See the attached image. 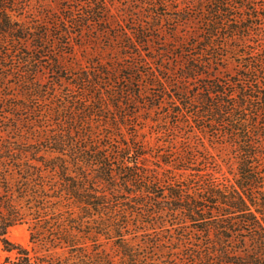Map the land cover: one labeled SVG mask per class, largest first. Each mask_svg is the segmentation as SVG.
<instances>
[{"label":"trees","instance_id":"16d2710c","mask_svg":"<svg viewBox=\"0 0 264 264\" xmlns=\"http://www.w3.org/2000/svg\"><path fill=\"white\" fill-rule=\"evenodd\" d=\"M261 10L0 0V239L15 263L264 264ZM87 41L102 51L63 61ZM18 225L35 248L9 237Z\"/></svg>","mask_w":264,"mask_h":264},{"label":"rangeland","instance_id":"374dc122","mask_svg":"<svg viewBox=\"0 0 264 264\" xmlns=\"http://www.w3.org/2000/svg\"><path fill=\"white\" fill-rule=\"evenodd\" d=\"M147 9V8H146ZM261 12L264 13V10H261ZM168 30V27H167ZM167 34L163 35L164 38H166ZM101 44L100 43H94L91 41L85 42L84 47L76 46L75 54H67L63 57V61L66 63H70L71 60H83V58L86 60L85 56L93 57L95 54L98 55V52H101ZM105 55V54H104ZM49 72V70H47ZM46 72V74H43V77L45 75L46 77L52 78V74ZM227 72H233V64H231L230 69L227 70ZM9 237L15 241L23 243L24 245L28 246L30 249L35 248L33 243L30 241V232L28 230L27 225H18L13 227L9 232ZM35 252V249L34 251ZM16 251L9 252L5 250L4 245L0 239V264H17L16 261Z\"/></svg>","mask_w":264,"mask_h":264}]
</instances>
